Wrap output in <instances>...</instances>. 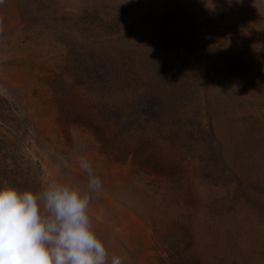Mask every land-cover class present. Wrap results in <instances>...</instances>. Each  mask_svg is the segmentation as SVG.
I'll list each match as a JSON object with an SVG mask.
<instances>
[{
  "label": "rangeland",
  "instance_id": "1",
  "mask_svg": "<svg viewBox=\"0 0 264 264\" xmlns=\"http://www.w3.org/2000/svg\"><path fill=\"white\" fill-rule=\"evenodd\" d=\"M46 2L27 26L31 4H0V180L84 186V156L103 182L92 226L123 264H264V0ZM73 46L178 57L163 138L97 113Z\"/></svg>",
  "mask_w": 264,
  "mask_h": 264
},
{
  "label": "clouds",
  "instance_id": "2",
  "mask_svg": "<svg viewBox=\"0 0 264 264\" xmlns=\"http://www.w3.org/2000/svg\"><path fill=\"white\" fill-rule=\"evenodd\" d=\"M77 164L84 186L53 180L33 191L0 180V264H123L109 254L89 215L103 182L87 158L78 156Z\"/></svg>",
  "mask_w": 264,
  "mask_h": 264
},
{
  "label": "trees",
  "instance_id": "3",
  "mask_svg": "<svg viewBox=\"0 0 264 264\" xmlns=\"http://www.w3.org/2000/svg\"><path fill=\"white\" fill-rule=\"evenodd\" d=\"M26 2L35 9L30 14H24L23 22L27 26L34 23L38 16L36 11L41 13L47 2ZM63 27L72 30V23ZM138 54H142L143 58ZM172 59L177 60L178 57L160 53L152 55L139 46L127 48L120 54L109 52L105 58H96L85 56L78 47L73 46L72 86L93 94L100 101L97 113L100 115L103 110L107 121L115 127H123L126 131L142 129L163 138L169 129L172 114L179 112L169 92L171 85L179 79L172 76L169 70ZM162 83L165 85L162 86Z\"/></svg>",
  "mask_w": 264,
  "mask_h": 264
}]
</instances>
